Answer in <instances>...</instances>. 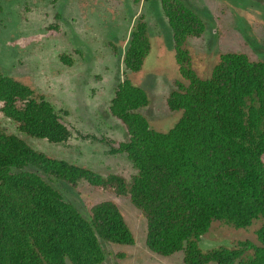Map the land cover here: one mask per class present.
I'll return each mask as SVG.
<instances>
[{
    "label": "trees",
    "instance_id": "16d2710c",
    "mask_svg": "<svg viewBox=\"0 0 264 264\" xmlns=\"http://www.w3.org/2000/svg\"><path fill=\"white\" fill-rule=\"evenodd\" d=\"M157 1L178 74L165 106L181 111L179 119L158 131L140 112L148 96L128 77L150 51L140 13L107 106L127 137L103 139L124 166L102 174L48 157L0 123V264H105V244H134L113 199L86 202L83 215L61 184L128 199L145 221V246L153 254L179 255L182 264H264V59L220 52L209 74L199 76L188 43L204 34L203 19L181 0ZM49 28L60 31L57 24ZM59 59L71 64L64 53ZM66 114L0 70V121L26 136L68 144L73 132ZM214 222L235 229L259 225L254 240L202 249L199 242Z\"/></svg>",
    "mask_w": 264,
    "mask_h": 264
},
{
    "label": "rangeland",
    "instance_id": "374dc122",
    "mask_svg": "<svg viewBox=\"0 0 264 264\" xmlns=\"http://www.w3.org/2000/svg\"><path fill=\"white\" fill-rule=\"evenodd\" d=\"M204 21L201 38L188 43L193 68L207 76L220 52H244L264 59V0H181ZM143 13L148 25L150 51L142 68L128 77L149 99L140 112L149 125L167 131L181 111H169L165 96L178 78L171 34L157 0H0V70L66 110L65 122L73 136L68 144L50 143L19 133L0 123L30 147L51 158L63 159L102 174L115 172L126 161L109 154L103 139L127 137L123 125L107 111L113 89L122 78V54L135 18ZM59 25L60 31L49 28ZM70 56L71 64L59 59ZM64 197L85 215V203L113 199L134 237L133 245H104L105 264H182L179 255L168 257L145 246V221L128 199L110 193L57 186ZM255 222L235 229L211 224L199 245L202 249L231 246L254 240ZM123 253V257H117Z\"/></svg>",
    "mask_w": 264,
    "mask_h": 264
}]
</instances>
